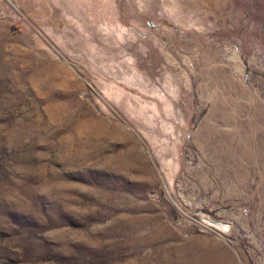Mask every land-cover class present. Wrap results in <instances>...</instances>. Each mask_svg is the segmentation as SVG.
I'll return each instance as SVG.
<instances>
[{
	"label": "rangeland",
	"instance_id": "rangeland-1",
	"mask_svg": "<svg viewBox=\"0 0 264 264\" xmlns=\"http://www.w3.org/2000/svg\"><path fill=\"white\" fill-rule=\"evenodd\" d=\"M0 264H264V0H0Z\"/></svg>",
	"mask_w": 264,
	"mask_h": 264
}]
</instances>
